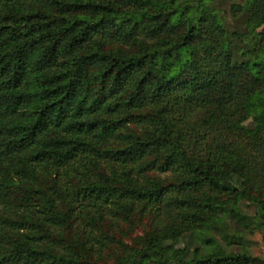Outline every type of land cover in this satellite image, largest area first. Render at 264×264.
Listing matches in <instances>:
<instances>
[{
    "label": "trees",
    "instance_id": "trees-1",
    "mask_svg": "<svg viewBox=\"0 0 264 264\" xmlns=\"http://www.w3.org/2000/svg\"><path fill=\"white\" fill-rule=\"evenodd\" d=\"M255 231L264 0H0V264H264Z\"/></svg>",
    "mask_w": 264,
    "mask_h": 264
},
{
    "label": "rangeland",
    "instance_id": "rangeland-1",
    "mask_svg": "<svg viewBox=\"0 0 264 264\" xmlns=\"http://www.w3.org/2000/svg\"><path fill=\"white\" fill-rule=\"evenodd\" d=\"M222 6L226 8L224 5ZM227 17L229 21H232V19L230 18L228 14H227ZM249 210L252 211L253 207L250 206ZM148 223H149L148 219L144 218L142 221V224H140L139 227L135 229V232L136 233L141 232L143 230V227H146ZM247 237L249 240L248 245L250 246L251 252L253 254L264 256V238L262 234L259 231H255L252 234H247Z\"/></svg>",
    "mask_w": 264,
    "mask_h": 264
}]
</instances>
